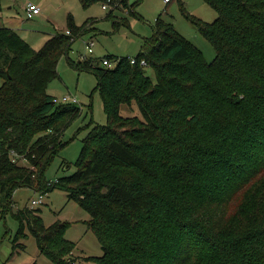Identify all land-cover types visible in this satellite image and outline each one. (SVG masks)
I'll return each mask as SVG.
<instances>
[{"label":"trees","instance_id":"obj_1","mask_svg":"<svg viewBox=\"0 0 264 264\" xmlns=\"http://www.w3.org/2000/svg\"><path fill=\"white\" fill-rule=\"evenodd\" d=\"M77 1L84 9L108 4L114 31L138 18L127 0ZM202 1L217 18H186L212 45L209 63L161 16L133 58L104 56L112 68L103 58L69 63L97 78L106 123L83 139L75 173L52 182L46 169L81 109L57 104L46 90L92 21L78 26L69 14L66 31L40 50L0 27V215L17 219L16 239L27 237L26 226L53 264H80L65 238L69 225L45 227L32 208L12 214L19 188L63 191L90 216L86 227L103 255L88 262L264 264V0ZM117 9L125 22L114 20ZM134 104L141 119L120 115ZM11 152L24 164L13 163Z\"/></svg>","mask_w":264,"mask_h":264},{"label":"rangeland","instance_id":"obj_2","mask_svg":"<svg viewBox=\"0 0 264 264\" xmlns=\"http://www.w3.org/2000/svg\"><path fill=\"white\" fill-rule=\"evenodd\" d=\"M127 2L133 5L138 18L128 17L126 12L118 9L113 11L115 21L125 22L126 17L129 20L127 25H118L117 31H114L113 21L106 17L110 8L103 9L102 3L84 9L77 0H1L0 27L12 25L33 50H40L49 36L55 35L57 31L65 32L69 14L78 26L86 20L92 21V25H87L86 35L73 42L72 51L68 55L70 62L66 57H61L58 61V78L46 90L48 95L56 99L57 104L67 97L75 99L81 109L80 116L63 133L62 140L68 142L67 146L60 150L59 156L46 169L45 177L50 182L75 173L73 165L79 156L83 139L93 125L104 126L106 123L100 95L96 91L97 78L91 72L75 70L69 63L78 61L82 56L93 59H102L106 55L133 58L141 50L143 40L152 36L151 27L159 16L172 23L175 31L196 46L207 63L214 58L212 45L186 18L187 15L194 16L203 23L213 22L217 18L215 11L202 0H172L168 4L163 0ZM27 3L38 6L40 15L31 20L25 19L24 9ZM181 3L184 11L181 10ZM90 42L93 44L92 54H88L86 48ZM145 74L155 81L150 68ZM2 83L0 79V86ZM120 108L122 117L141 119L139 108L135 104L122 105ZM39 197L42 203L31 206V201L38 200ZM12 202V214L24 208H32L38 211L45 227L54 223H68L65 238L74 244L75 249L71 255L78 263L96 264L85 259L103 255L94 233L87 230L86 222L90 220V216L76 203L69 201L65 192L53 190L41 196L31 188H19L13 194ZM18 226L17 219L9 213L4 217L0 215V264H53L39 252L36 240L26 226L23 232L27 237L16 239Z\"/></svg>","mask_w":264,"mask_h":264},{"label":"built area","instance_id":"obj_3","mask_svg":"<svg viewBox=\"0 0 264 264\" xmlns=\"http://www.w3.org/2000/svg\"><path fill=\"white\" fill-rule=\"evenodd\" d=\"M163 1L165 3H169L172 0H163ZM107 7H108V4H103V6H102L103 9H107ZM24 12H25V19L31 20V19L39 16L40 13H41V10H40V8L38 6H36L34 4L27 3V5H26V7L24 9ZM66 34L68 35L67 32H66ZM92 45H93L92 42L87 43V45H86L88 54H92L93 53V49L91 48ZM80 59L81 60H87V58L85 56H82ZM134 61H135L134 59H130L131 64L135 63ZM99 63H101L102 66H105V67H108V68H112V67L115 66V63H113V62H111V61H109L107 59H104V58L102 60H100ZM140 64L143 67H146L145 62L141 61ZM61 103H68V104H73L74 103V104H76V101H75V99L70 100V99H68L66 97V98H63L61 100ZM11 157H13V159H12L13 163L24 162V158L22 156H18L17 154H15L13 152H11ZM31 202H32L31 206H38V205H40L42 203L41 202V197H39L38 200H32Z\"/></svg>","mask_w":264,"mask_h":264},{"label":"crops","instance_id":"obj_4","mask_svg":"<svg viewBox=\"0 0 264 264\" xmlns=\"http://www.w3.org/2000/svg\"><path fill=\"white\" fill-rule=\"evenodd\" d=\"M170 3V2H169ZM168 4V3H167ZM7 28H9V29H13L14 31H16V33L18 34V32H17V30L11 25V26H8ZM19 35V34H18ZM51 36H53V35H51ZM51 36H49V38L51 37ZM21 37V36H20ZM48 38V39H49ZM47 39V40H48Z\"/></svg>","mask_w":264,"mask_h":264}]
</instances>
